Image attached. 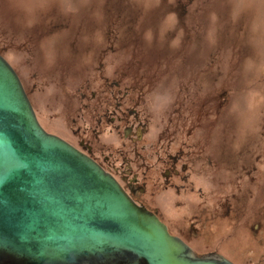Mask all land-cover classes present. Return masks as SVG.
I'll return each instance as SVG.
<instances>
[{"label":"rangeland","instance_id":"374dc122","mask_svg":"<svg viewBox=\"0 0 264 264\" xmlns=\"http://www.w3.org/2000/svg\"><path fill=\"white\" fill-rule=\"evenodd\" d=\"M0 53L45 129L132 166L174 233L200 250L231 238L235 255L264 252V229L247 227L264 224V0H0ZM117 103L147 125L139 154L110 120ZM160 132L190 165L180 189L148 159Z\"/></svg>","mask_w":264,"mask_h":264},{"label":"water","instance_id":"95a60500","mask_svg":"<svg viewBox=\"0 0 264 264\" xmlns=\"http://www.w3.org/2000/svg\"><path fill=\"white\" fill-rule=\"evenodd\" d=\"M226 264L199 254L112 173L39 121L0 53V264Z\"/></svg>","mask_w":264,"mask_h":264},{"label":"flooded vegetation","instance_id":"af4514ba","mask_svg":"<svg viewBox=\"0 0 264 264\" xmlns=\"http://www.w3.org/2000/svg\"><path fill=\"white\" fill-rule=\"evenodd\" d=\"M115 84H117V83H115ZM119 107H120V104L117 103L114 106V108H112L111 111L113 112V114L111 115L110 120L111 121L117 120V122H120V121L124 122L123 130H124V134L126 136H128L130 141H131V145H132L131 150L133 153L139 154L140 153L139 148H143L142 144L139 143V140H141L142 135H144V132L147 129V125L144 122L142 123L140 121H138L136 124H134L133 121L129 122V119L127 118V116L126 117L123 116L122 112H124V111H121V113H117L115 115L114 112ZM120 110H121V108H120ZM134 111H136V109L129 108L127 113L136 115V113H133ZM127 113H126V115H127ZM162 136L163 135L160 132L158 134V140L161 141ZM68 141L71 142L73 145L77 146L78 148L82 149L83 151H85L90 156H92L104 169H106L107 171H109L110 173H112L114 175V177L119 181V183L122 185V187L128 192V194L137 203L152 209L162 219V217L160 216V214L158 213L156 208L151 207L144 200L139 198L140 193H142L144 191V187L138 181L139 178H138L137 172L133 171L131 177H126L124 172L130 173L132 170V166L131 167L128 166L129 165L128 162H127L128 168L121 171L118 168V166H116L115 162H113L114 159H109L110 156L108 157L106 155L102 159L98 156V158H97V156L94 155L95 153L93 154L92 145L89 142H87L86 140L68 139ZM158 145L156 147H152L151 152H149V154H148V159L149 160H161L162 161L163 168L161 171V176H162L163 188L168 189L171 187H175V188L180 189V187L185 185V183L184 182H181V183L176 182L175 178H179L181 181H185V182H187L190 178V165H189L187 160L184 161V159H183L184 148L178 147L175 151H170L168 149V146L165 144V142L161 141ZM104 160H107L106 163ZM128 160H129V158H128ZM229 209H230V205L226 206V210L230 211ZM163 221H165V220H163ZM196 221L198 222V220H196ZM197 222L192 221V223L190 224V227H191L190 230L194 236H199V231H200L199 229L200 228H197L198 227ZM168 226H169V224H168ZM199 227H201V226H199ZM247 227L250 228V230L252 232L251 234L253 236H258L257 233L259 232V230L264 229V224H261L258 221H255L252 224L248 223ZM169 228L171 230L170 226H169ZM178 235L183 237V239H185L188 242L187 238H185L181 234H178ZM230 240H231V238H227L225 240L226 242L229 243L227 250L226 249L222 250V249H220L219 246L209 248L208 250H200L195 245H192L189 242L188 243L193 247L195 252L202 254V255L209 256V257H214V258H217L220 260L226 259L229 262L226 264H241V261L239 259L240 257H242V259L248 257V258H250V260L251 259L255 260L256 261L255 264H264V252L259 251V253H257V251L255 250L250 255H249V253L247 255H245V253H244L245 249H246V246H245V247H241L239 255H237V254L235 255L233 252H236L237 248L232 247L233 252L230 251L232 249L230 247V245H231ZM260 240H263V239H260ZM247 246H250V244H247ZM254 249L255 248H253V250ZM3 264H11V263L6 262Z\"/></svg>","mask_w":264,"mask_h":264}]
</instances>
